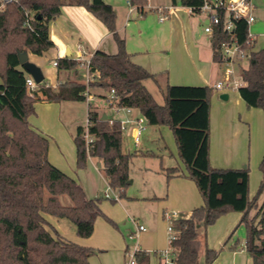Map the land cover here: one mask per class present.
Returning a JSON list of instances; mask_svg holds the SVG:
<instances>
[{
  "label": "trees",
  "instance_id": "1",
  "mask_svg": "<svg viewBox=\"0 0 264 264\" xmlns=\"http://www.w3.org/2000/svg\"><path fill=\"white\" fill-rule=\"evenodd\" d=\"M130 3L144 14L142 9L147 0ZM172 3L198 7L203 0H172ZM67 6L82 7L99 20L112 34L118 51L94 53L90 73L95 80L88 87L85 83L66 81L52 89L43 82L31 96L26 87L28 74L18 56L23 52L42 56L54 46L49 38V24ZM27 20L30 28L25 25ZM116 20L114 8L103 0H19L0 11V264H89V258L95 254V250L63 237L48 217L70 221L77 237L89 238L96 219L104 217L99 207L101 199H89L81 184L49 162L48 140L29 123L35 114V103L86 102L87 88L90 94L98 91L106 100L114 90L115 101L110 108L133 109L148 125L167 126L173 133L186 177L196 184L203 205L173 223L171 262L201 264L204 254L202 264H213L220 251L208 248L205 231L222 216L238 212L242 213L239 225L245 232V250L253 264H264V157L259 165L262 181L253 198L249 196L248 168L211 167L213 88L167 85L160 88L164 103H157L145 86L147 80L156 82V76L131 61L125 41L117 32ZM232 40L249 51L239 94L249 107L264 112V49L255 52L253 45H247L248 26L244 21H234L231 32L221 22L214 26L211 38L215 60L221 62L219 49L222 43ZM57 67L59 71H73L79 63L65 58L58 60ZM88 118L91 133L98 137L92 156L102 161L109 186L123 191L129 185L130 164L138 152H122L123 132L118 120L110 124L91 104ZM83 131L84 127H79L74 136L78 169L85 168L88 162ZM166 175L172 178L182 173L171 168ZM63 196L69 198L70 205L63 204ZM233 234L225 241V247ZM136 262L145 264L146 255L138 252Z\"/></svg>",
  "mask_w": 264,
  "mask_h": 264
},
{
  "label": "crops",
  "instance_id": "2",
  "mask_svg": "<svg viewBox=\"0 0 264 264\" xmlns=\"http://www.w3.org/2000/svg\"><path fill=\"white\" fill-rule=\"evenodd\" d=\"M103 1L112 6L116 12L117 32L125 41L131 61L156 76V82L153 80L145 82V86L154 99L155 94L162 96L160 88H165L167 85L213 88L214 84L221 80L223 67L221 62L215 60L211 37L205 33L204 29L208 20L204 14L189 13L186 7L179 3L174 5L172 0L170 3L167 0H147V4L142 9L144 14H141L136 6L137 12L131 14L130 0ZM252 3L256 20L250 27V33L253 39L252 49L258 52L264 49V0H252ZM170 7L172 9L167 11L166 19L161 22L158 9ZM49 38L54 44L52 48L42 56L29 52L28 56L29 61L43 72L45 86L52 89H56L66 81L86 83L87 73L83 67L79 66L73 71H59L58 67L54 66V62L65 58L76 61L79 46H82L86 58H90L98 50L108 54H116L118 51L112 34L82 7H64L61 14L49 24ZM68 52L70 55H67ZM28 77L31 76L28 74ZM213 91L210 107L209 161L211 167L215 169L248 168L249 196L253 198L255 195L253 191L250 192V189L253 188L255 191L262 181L259 165L264 157V112L249 107L241 98L239 91L218 92L214 89ZM91 95L93 99L102 98L99 92H93ZM223 95H226L227 99H221ZM62 103L65 102L35 103V114L29 118V123L48 140L49 162L68 175L65 155L57 154L54 144H50V138L57 143L58 137L60 139L63 137L61 132L63 123L60 121ZM94 109L102 117L107 116V119H111L103 109L97 107ZM137 113L134 111L128 114L123 110H115L116 116L113 120L131 119L138 116ZM79 127L84 126L78 125L77 129ZM127 130L131 132L130 135L134 133L132 125H128ZM168 133L167 138L170 141L173 138L175 142L172 131L169 130ZM75 134L76 132L71 135L73 142ZM141 146L142 140L135 148L140 149ZM175 149L172 146L170 158L162 155L155 164H141L140 174L144 182V190L138 194L129 192L126 194L125 190L115 191L119 200L108 199L115 202V205L103 201L106 199L103 194L107 192L108 185L106 179L104 189L96 184L93 193L89 195L80 179L68 175L82 185L89 199H101L99 207L104 217L100 216L96 219L91 237L79 238L74 230L67 229L64 222L51 217H48L49 221L69 241L95 250V254L89 258V264H128L125 254L129 245L125 243L124 233L130 241L128 237L135 231V223L144 225L147 229L139 235L138 239L132 241L133 246L138 244L140 253L146 255L145 264H175L166 263L161 256L163 252L169 251L171 259V235L168 226L164 223L165 215L178 212L180 218L188 217L193 209L203 205L197 186L186 177L185 165L179 157L178 150ZM122 152L133 153L125 152L123 143ZM134 152H138L134 158L152 155L143 150ZM89 162L99 170V173L102 172L100 159L92 157ZM133 165L131 162V169ZM171 168H178L182 175L167 178L166 170ZM131 169H129L131 180L129 185L135 182V178L130 175ZM123 196L124 199H122ZM241 218L242 213L231 212L206 229L208 248L220 251L213 264H253L244 247L245 232L243 226L239 225ZM125 222L130 223L124 229ZM200 231L204 233V230ZM231 234L233 235L225 247L224 243ZM203 256L204 254L201 255V264ZM136 264L141 263L136 262Z\"/></svg>",
  "mask_w": 264,
  "mask_h": 264
},
{
  "label": "built area",
  "instance_id": "3",
  "mask_svg": "<svg viewBox=\"0 0 264 264\" xmlns=\"http://www.w3.org/2000/svg\"><path fill=\"white\" fill-rule=\"evenodd\" d=\"M19 0H0V11L4 10L6 5L18 3ZM131 10L130 13H136L135 6H132L129 3ZM189 13L192 14H204L208 20V24L205 26V33L208 34L211 38L213 37L214 26L221 24L224 22V28L226 31L231 32L234 28V21L242 20L248 26V41L247 45L251 46L253 44L252 34L250 33V27L255 22L256 18L254 16V5L252 0H203L201 6L198 7H186ZM170 8H159L158 11L160 13L159 20L163 22L166 19L167 11L171 10ZM224 13L223 17L221 13ZM139 13V12H138ZM140 15V14H138ZM223 20V21H222ZM25 25L27 27L30 26L29 20L26 21ZM78 57L76 58V62L79 63V66L83 67L86 70L87 77H86V85L87 87L89 84L94 82L95 77L90 73V63L91 58L85 57V52L82 46L78 47ZM219 55L221 58V65L223 67V78L214 84L213 89L218 92H230V91H239V89L243 86V83L239 80L235 79L234 76V64L240 63L242 61H247L249 57V51L243 49L237 40H232L231 42L222 43L221 48L219 49ZM57 62H54V66H57ZM38 85L35 81L28 77L26 79V87L27 92L29 95L33 96L35 92L38 91ZM85 98L88 102V108L90 106V102L92 101L93 97L89 93V89L85 92ZM115 101V92L114 90L111 91L107 102L108 105L111 106ZM116 111H125L128 114H132L135 110L130 108H123V109H116L112 108ZM110 124L113 123V119H109ZM121 125L122 132L127 131L128 125H132L134 127V133L132 134V139L135 146H138L141 142L142 134L146 130L147 121L146 119L141 116H136L131 119L121 120L119 121ZM90 121L87 115V123L84 126V131L82 134V138L85 143V149L87 153L88 160H91L93 157V151L98 141V137L91 133L90 131ZM106 199H113L118 201V195L115 193L109 184L107 185V192L103 194ZM165 218L168 221V231L170 233V240L175 237L173 231V223L180 218L178 212H170L165 215ZM147 229L143 225H139L135 223V231L129 235V240H136L138 239L141 233L146 232ZM128 252V251H127ZM140 252L138 244H135L132 247V251L128 254L129 263L128 264H136V254ZM163 259L166 263L171 262L169 251H165L161 254Z\"/></svg>",
  "mask_w": 264,
  "mask_h": 264
},
{
  "label": "rangeland",
  "instance_id": "4",
  "mask_svg": "<svg viewBox=\"0 0 264 264\" xmlns=\"http://www.w3.org/2000/svg\"><path fill=\"white\" fill-rule=\"evenodd\" d=\"M168 3H170V0H167ZM246 66V62L242 61L240 63H235L234 64V76L236 80H239L242 82V69ZM223 78V75L221 77V79ZM243 83V82H242ZM97 91V90H94ZM98 92V91H97ZM155 99L157 101V103L159 104H163L164 101L162 99V96L160 94H155ZM90 104L92 105L93 108H101L103 109L105 112H107V114L109 115V118L113 119L115 118L114 116H116L115 110L110 108V106L108 105V102L106 99L104 98H94ZM62 108V115H61V122L62 124V128L63 131L62 135L63 137H58L57 139V143L52 140L50 138V144H54L55 146V150L56 153L59 154L60 156L65 155V162L67 165L66 168V173L74 178H78L80 179V182L85 185L86 189H87V193L89 195H91L93 193V190L96 186V184H98L102 189L105 188V177H104V173L103 171L99 173V170L95 168V166L93 167L91 165V163L89 162L90 160H88L87 162V166L83 169H78L76 166V148L73 142V138H72V134L77 132V126L78 125H83L85 126L87 123V112H88V102H65L62 103L61 105ZM138 116H141L140 113H137ZM34 116V115H32ZM169 128L167 126H150L146 125V130L143 132L142 134V146L138 148H135V145L133 144V141L131 139L132 135H130V131H124L123 135H122V143H123V147H124V151L128 152V151H132L134 152L135 150H143V151H148L150 152L152 155L151 156H147V157H139V158H134L133 159V167L130 170V175L132 177L135 178V182L132 183L131 185H128L125 189L126 194H128V192L131 193H141L144 188V182L143 179L141 177V172H142V167L141 164H155L157 161H159V158L164 155L166 157H171V153H172V146H174V148L177 149L176 144L172 138V141H170L169 138H167V135L169 134ZM55 131V130H53ZM162 134H160V133ZM54 133V132H53ZM52 137V136H51ZM56 139V138H55ZM60 149H59V148ZM175 149V150H176ZM143 174V173H142ZM131 182V180H130ZM259 188H257L255 191L252 189H250V192H254V195H256L257 191ZM125 197L123 196L122 199H124ZM61 200L63 202L64 205H70L71 202L69 200L68 197L63 196L61 197ZM103 201H106L105 203H113V205H115V202H111L108 199H104ZM61 222H64V224L66 225L67 229H72L75 231V227L74 225L66 220V219H62L60 220ZM130 223V222H129ZM129 223L125 222L124 225V229L127 225H129ZM164 223L166 226H168V221L165 218L164 219ZM144 226V225H143ZM122 227V225L120 226ZM69 231V230H67ZM125 231V230H124ZM125 234V243L127 242V244L129 245V249L128 252L125 254L126 257V262L129 263V257L128 254L132 251V247H133V242L132 240L128 241L127 239V235ZM126 245V244H125Z\"/></svg>",
  "mask_w": 264,
  "mask_h": 264
},
{
  "label": "water",
  "instance_id": "5",
  "mask_svg": "<svg viewBox=\"0 0 264 264\" xmlns=\"http://www.w3.org/2000/svg\"><path fill=\"white\" fill-rule=\"evenodd\" d=\"M67 55H70L69 52ZM20 65L24 68L25 72L31 76L36 84H41L44 82L45 78L41 69L29 61L28 52H23L19 54ZM226 95L221 96V99H227ZM104 120H107V116L103 117Z\"/></svg>",
  "mask_w": 264,
  "mask_h": 264
}]
</instances>
